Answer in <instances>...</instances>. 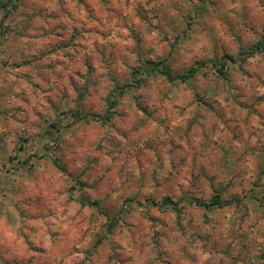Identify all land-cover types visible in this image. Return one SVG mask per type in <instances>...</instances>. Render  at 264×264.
Segmentation results:
<instances>
[{
	"label": "clouds",
	"instance_id": "1",
	"mask_svg": "<svg viewBox=\"0 0 264 264\" xmlns=\"http://www.w3.org/2000/svg\"><path fill=\"white\" fill-rule=\"evenodd\" d=\"M194 6L199 0H25L4 22L0 264H264V208L235 204L257 179L264 186V120L257 114L245 124L248 112L233 113L224 90L228 119L204 117L196 97L215 102L206 90L217 74L202 71L191 87L183 78L231 52L239 82L231 97L264 96V0L206 5V22ZM74 31L80 39L63 48ZM161 61L167 75L143 68ZM186 193L200 215L188 212ZM214 194L227 212H209L221 207ZM164 200L180 202L179 210L161 212ZM120 210L132 221L109 231Z\"/></svg>",
	"mask_w": 264,
	"mask_h": 264
},
{
	"label": "rangeland",
	"instance_id": "2",
	"mask_svg": "<svg viewBox=\"0 0 264 264\" xmlns=\"http://www.w3.org/2000/svg\"><path fill=\"white\" fill-rule=\"evenodd\" d=\"M84 0H81V3H83ZM104 0H101V3H103ZM220 0H199V6H194V13L195 16L201 21V22H206L208 20V16H209V9L206 5H211L212 8H217L219 5ZM25 4V0H0V5H4L6 8H0V13H2L3 15V19H0V38H3L4 33L6 31V29L4 28V22L8 21L10 19H14L17 15V13H20L21 10L23 9ZM88 7L92 10L93 13L96 12L95 7H93V5L91 3L88 4ZM139 7V6H138ZM9 9H11V11H9ZM118 11V10H117ZM142 9H141V13H142ZM166 18V14H161ZM187 23L189 25V27H191L192 23H193V15L187 14ZM73 41L71 42H66L62 47L63 48H68L71 46L72 43L75 42V40L80 39V34L76 33L75 31L73 32ZM53 53L55 52H59L61 51L60 48H54ZM247 49H244L241 54H240V59H244L246 58L245 53H247ZM253 53L255 52V49L251 50ZM229 56H232L233 58H235V62L234 63H228L224 69H222V72H218L216 70V68L214 67V64H219L221 62V60L225 57H223L220 60H213L212 64H211V68L208 69V67L206 65H194L193 67L197 68V72L195 74L194 77H190L186 82H184V84H187L188 86H193L192 85V81L194 79H196L199 75V73H201L202 71H209L211 72L212 70H214L215 74V85L208 88L206 91H210L212 92L213 96L216 97L215 102L213 103L211 100H202L200 96L196 97V103L197 104H202L203 107L201 109L203 116L207 117V118H211L214 119L216 121H220L223 122L224 120L228 119V114L230 109L229 108H225L224 104H222L219 100V94L221 90H224L225 92H227L229 95L227 97V99H231L232 103L235 105L234 109H231V111L234 113L236 109H244L248 112V117L245 119L244 123L245 124H250L251 123V118L256 116L257 114H259L260 118L262 120H264V109L261 108L262 105H264V96H260V97H252L250 99L247 100V102H241V103H237V100H243V97L237 95L235 98L231 97V92H232V86L233 84H237L239 86V82H238V76L237 73L233 70V65H235L237 63V57L234 56L231 52H229V54H227ZM162 64L158 65L157 68H162V67H168L167 63L165 61H161ZM160 62V63H161ZM29 63H31L29 61ZM152 66V65H145L143 66L144 70H148V68ZM4 68L8 67L7 62L4 63L3 65ZM14 67H21L20 64H15ZM54 69H48L47 72L50 73L52 72ZM140 73L139 72H134L133 73V77L139 78ZM211 78V77H210ZM85 87H87V85H85ZM180 87H183V85H180ZM177 89V85L174 83L173 84V91H175ZM126 91V89H125ZM205 90H202V94L204 93ZM119 94V92L117 93ZM227 99L225 100V103H227ZM111 101H115V100H111L109 101V104ZM116 104L114 106H110V108L114 109L117 107V101H115ZM79 109L77 108V111ZM109 114V113H108ZM113 115V113L110 111V115L106 116H111ZM202 117L201 116H195L193 118V122L190 126V131L193 129L197 128V124L196 121L200 120ZM76 119H79V116L76 117ZM235 124V120H230L229 123L226 125L227 128H232L233 125ZM54 127H59V117L57 118V123L54 125ZM216 127H219V124L216 125ZM237 132H241V134H243L242 129L237 127L236 129ZM232 138L235 139V135L232 134ZM209 141H211V135L209 136ZM24 143H27V140L25 139L23 141ZM209 147H212L211 143H209ZM260 155H259V159L261 161V163L258 166V173H259V177L260 178H264V147L260 148L259 150ZM25 164L28 163V161L24 162ZM60 167V165H59ZM206 179L205 177H201V181L203 182V180ZM233 183H235V181H233ZM216 196L215 194L213 195V197ZM219 196V195H218ZM257 196L260 197L259 200H257ZM212 197V199H213ZM222 202V206L220 208H216V207H212L209 209L210 213H221V212H227L229 206L225 205L221 196H219ZM183 201H187L188 204L191 205V207L188 209V212L192 215V216H198L200 215V213L203 211L202 208L198 207L197 205L199 204L198 201H191L188 198V194L186 193L182 198ZM173 202H175L177 204V211L180 208V202L175 201V200H171ZM197 202V203H196ZM249 202H255L257 204L260 205L261 208H264V186H260V179H257L256 181L253 182V187L251 189L250 192L246 193L244 195V201H240L237 200L235 201L236 206H243V207H248ZM149 205H151L152 207H157V205H155L153 200H149L147 202ZM97 207V211L99 216L103 217L105 215H107L106 212L100 210L99 205L96 206ZM127 207V204H126ZM159 209L161 210V212L164 211V209L166 208H171L173 209L171 206H168L166 204H164L163 202L158 206ZM130 210V209H129ZM174 210V209H173ZM161 219H163L165 222L170 223V218L167 215H164L161 217ZM208 219V215L205 214V220L207 221ZM111 222H115L116 224L112 227L111 231L113 229H116L117 231L119 230V225L122 224L123 222H131L132 221V217L128 216L127 213L124 210H120L119 212H117L110 220ZM109 221V223H110ZM153 223H157V221L154 219L152 221ZM241 239H244V237H241ZM99 246V245H97Z\"/></svg>",
	"mask_w": 264,
	"mask_h": 264
},
{
	"label": "trees",
	"instance_id": "3",
	"mask_svg": "<svg viewBox=\"0 0 264 264\" xmlns=\"http://www.w3.org/2000/svg\"><path fill=\"white\" fill-rule=\"evenodd\" d=\"M0 8H6L4 5H0ZM236 60L235 58H233L232 56H229V55H225V57L221 60V62L217 65V64H214V67L216 68V70L218 72H222V69L225 68V66L228 64V63H234ZM162 64V62L160 63ZM160 64H152V66H150L148 68V72H162L164 73L165 75H167V68L164 66L162 68H157L158 65ZM197 68L196 67H192L191 71L190 72H186L183 74V78H184V82H186L190 77H194L196 72H197ZM116 104L115 101H111L110 102V106H114ZM109 113V114H108ZM107 113V115H110V111ZM108 116H106L105 118H107ZM57 167H59V164H57ZM213 200L215 201V203L217 205H220L222 206V202H221V199L218 195L214 196L213 197ZM164 204L168 205V206H171L174 210H177L178 207H177V204L171 200H164L163 201ZM197 203V202H196ZM116 223L115 222H111L109 223V226H108V230L111 231L112 227L115 225Z\"/></svg>",
	"mask_w": 264,
	"mask_h": 264
}]
</instances>
